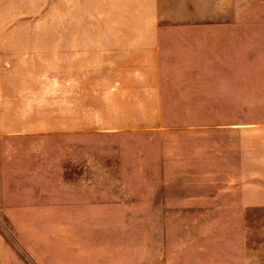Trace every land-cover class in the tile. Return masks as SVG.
Wrapping results in <instances>:
<instances>
[{
  "label": "rangeland",
  "instance_id": "rangeland-1",
  "mask_svg": "<svg viewBox=\"0 0 264 264\" xmlns=\"http://www.w3.org/2000/svg\"><path fill=\"white\" fill-rule=\"evenodd\" d=\"M104 4L0 0V84L12 71L18 84L51 83L58 93L60 37L91 36L93 8ZM247 114L251 123L264 118L255 109L214 115L236 122ZM209 120L173 115L155 129L89 138L88 168L76 170L89 184H71L78 173L69 182L75 171L64 134L0 136V264H264L262 207L221 208L236 195L219 193L224 179L186 172L198 166L195 135L181 128ZM35 166L38 173L27 172ZM34 175L42 187L28 183Z\"/></svg>",
  "mask_w": 264,
  "mask_h": 264
},
{
  "label": "crops",
  "instance_id": "crops-1",
  "mask_svg": "<svg viewBox=\"0 0 264 264\" xmlns=\"http://www.w3.org/2000/svg\"><path fill=\"white\" fill-rule=\"evenodd\" d=\"M104 5L93 8L91 36L60 37L58 93L51 83L23 86L12 71L3 72L0 136L64 134L75 171L69 182L78 173L71 184H89L86 172L76 173L88 168L89 138L155 129L163 117L208 113L209 122L181 128L195 135L198 166L187 169L188 177H212L219 184L224 179L228 186L219 193L236 195L221 208L264 210V118L251 123L247 114L233 122L214 115L264 110V0ZM246 41L253 42L252 55ZM58 105L63 118L57 117ZM180 158L190 160L183 149ZM35 177L28 183L42 187Z\"/></svg>",
  "mask_w": 264,
  "mask_h": 264
}]
</instances>
